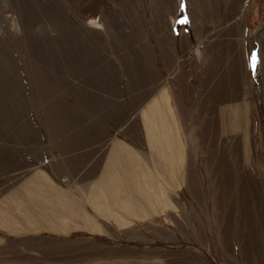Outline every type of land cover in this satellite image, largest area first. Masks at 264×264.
Instances as JSON below:
<instances>
[{
  "label": "rangeland",
  "instance_id": "rangeland-1",
  "mask_svg": "<svg viewBox=\"0 0 264 264\" xmlns=\"http://www.w3.org/2000/svg\"><path fill=\"white\" fill-rule=\"evenodd\" d=\"M192 1L197 7L203 4L199 0H0V206H6L9 195L12 199L14 193L19 194L18 203L10 204L9 201L6 212L2 214L0 210V218H5L6 223L4 226L0 219V264H264L261 240L264 226V91L260 92L264 87V0H243L230 17L224 11L220 15L216 13L217 7L212 4V16L208 17L205 9L200 8L198 13L203 15L200 13L198 21L193 19L197 16H194ZM224 3L227 9L232 5L223 0V8ZM179 13L186 14L183 20L187 21V31L178 23ZM232 27L233 34L228 30ZM223 31L227 35L224 36ZM221 37L236 41L234 47L239 46L237 50L244 67L240 75L236 69L232 70L230 77H235L236 86L231 91L226 71L233 65V59H226V67L223 62L211 68L210 73L203 72L205 57L213 55L209 53V44ZM95 53L109 54L110 58L111 130L125 131L126 140L132 142L133 132L138 137L137 131L141 129L142 152L147 161L143 158L141 165L148 170L155 172L156 164L152 162L153 155H150L145 138V110L155 99H165L166 95L165 101L171 100L174 107L182 108L183 115H178L177 126L184 147L189 151L190 162L186 164L188 168L178 171L187 175L184 182L177 177L179 184L172 182L167 188L175 206L163 213L144 207L142 215L148 216L132 218L125 227L113 218L98 216L93 210L90 194L94 185L60 186L47 177L56 191L60 189L56 195L69 200L73 207L79 206L74 212L81 216L72 218L67 214L68 220L62 223L75 222L82 227L73 224L50 228L44 226L48 224L41 225L42 219L38 218L43 212H53L58 203L54 194L46 190L51 187L44 185L41 187L46 188L40 190L54 201H43L37 199L38 195H31L25 184L37 172L28 176V170L18 169L23 163L15 160L16 150L13 153L12 146L8 148L2 144L4 141L12 144L11 137L16 131L53 130L61 114L62 105H57V101L62 92L70 94L67 97L70 103L86 100L85 106L78 105L83 115L101 114L102 108L105 109V96H101L105 83L101 84V65H95V71L91 69ZM253 55L260 58L255 71L251 67ZM87 77L92 80L86 81ZM187 91H191L190 96ZM192 99L198 100L200 106H191ZM237 102L241 103L243 124L249 121L247 136L255 149L251 157L255 159L256 180L263 193V201L260 196L261 202L252 205L253 208L246 207L247 210L244 206L243 212L241 174L234 157L236 136L230 130L227 116V107ZM75 119L76 116L71 118ZM208 120L215 130L206 127ZM207 129L211 141L219 136L224 140L227 158L235 172V208L225 210L224 214L218 210L222 190L218 184L224 181L218 179V175L223 171L218 169L221 167L219 151L213 153L211 143L205 144L203 131ZM10 132L11 136L6 138V133ZM243 132L245 136V126ZM223 140L216 142L217 147ZM20 151L25 152V148L19 147ZM120 164L124 174L110 177L117 185L114 195L127 197L128 193L138 197L137 189L135 192V187L130 185V169L125 170L130 165L122 168ZM160 164L166 166L165 161ZM160 170L165 176L170 172L165 168ZM123 175L127 176L123 178ZM166 179L169 181L167 176ZM108 204L113 207L111 202ZM262 208L263 217H260ZM38 209L40 214L36 212ZM20 211L21 214L34 211L32 215L38 220L36 228L31 225L34 230L18 223L23 222L17 217ZM87 213L93 215L99 226L95 232L84 222L88 221L83 216Z\"/></svg>",
  "mask_w": 264,
  "mask_h": 264
},
{
  "label": "bare ground",
  "instance_id": "bare-ground-1",
  "mask_svg": "<svg viewBox=\"0 0 264 264\" xmlns=\"http://www.w3.org/2000/svg\"><path fill=\"white\" fill-rule=\"evenodd\" d=\"M199 1H201V3H203V4H201V6L198 5V7H197V5H195V2L192 1L193 2L192 6L194 7V11L196 13L195 14L196 16H198V12L201 8L203 10L205 9L204 13L206 11L208 17H211L212 16V4H213V6L215 5L217 7V8H215L216 13H219V15H220V12L224 11V13L227 12V16L230 17V13L233 11V9L238 8V4L241 3L243 0H233V1L226 0V2L228 4H232L229 9H227V7H225V3H224V8H223V4H222L223 0H214L213 3H211L212 1H210V0H199ZM200 13L202 14V12H200ZM235 19H236V17H235ZM233 28L234 27L229 28L228 30L233 31ZM238 30L239 29H237V31ZM225 32H224V36L227 35V34H225ZM233 33H235V31H233L232 34ZM219 39H213L212 41H214V40L215 41L214 42L211 41L212 43L210 42L211 44H209V46H208V50L210 51L209 53L211 54V52H212L214 56L209 55V56L205 57L204 62H205L206 70L204 68V71L207 73L208 72L210 73V71L213 68H216L217 66L222 65L223 62H225L224 67H226V59L227 60L233 59L232 60L233 65L228 69L229 72L226 71L227 75L230 77L232 74V70L234 71V69H236L240 75V72H242V69H244V67L241 64V60H240V56H239L240 53L237 50V48L239 46H237V48L234 47L236 41L235 42H233V40L227 41L226 38H222L220 40ZM216 41H218V42H216ZM211 46H212V50H210ZM262 50H263L262 53H264V38H263V42H262ZM234 55H236V57H234ZM262 61H263V59H262ZM234 78L235 77H233L232 79H231V77H230V79L228 78V88H229L228 90H230V91L233 89V87L236 86V81H234ZM240 83H241L240 85L242 86L243 80L241 81V79H240ZM241 93H242V90L240 91V95H241ZM164 95H166V94H164ZM166 96H165V99H166ZM165 99H157V100L153 101L152 105L149 106L145 110L146 111L145 114H143V115H145L143 118H144V123L146 125V130H147L146 134L148 137L149 148L153 152L156 153L155 156L153 155V158H154L153 163L156 164L155 172L154 171L152 172V171L148 170V168L146 166L139 164V162L135 159V156L132 154L133 151H130V152H132L131 154L129 153V155H126V157L129 159L130 167H127L125 170L127 171V169H130L128 171L129 176L132 177L130 185L135 187V190H134L135 192L137 189L138 197H134V194L130 195L128 193L125 195L127 197H124V196L123 197H116L114 195V193H116L115 191H117V185L115 184L116 182H113V179H110V177L111 176L113 177V175H115V177L118 178V177H120V175H122L124 173L121 171V169L117 170V168H113L114 165H112V164H111V170H110L111 174L109 175V173H108L107 180L105 181L104 179H101L100 181H98V183H95L93 189L91 188L92 190H91V194H90V203H91V206L93 207V210L97 212L98 216L109 217V218L115 219L116 222L119 225H121L122 227H125L124 225H128L129 223H131L130 220L132 218L147 215L145 213H143V215H142L144 207H150L151 209H154L155 211L161 210V212L163 213V211H166L167 208L169 209L170 206H175L172 203L171 196L167 192V188L169 186H171L172 182H174V184H179V182L177 181V179H178L177 177L181 173H179L178 169H180V171H181V169L184 166L183 162H185V160H184V158H185V154H184L185 147H184V143H183L182 138H181L182 135H181V133L178 132L177 123H175L173 121L172 117L168 118V116H166L164 113L161 112V107L163 105H166L169 102L168 100L165 101ZM227 111H228L227 116L229 117L228 120L230 122V126H229L230 130L236 136L234 138V140L236 141L235 142V148H234V157H235L236 162L238 163V166L240 168L239 169L240 174H241V194H242L241 195L242 196V201H241V205H242L241 209L242 210L241 211L243 212L246 209V207L253 208L252 205L255 206L256 203L261 202V201H259L260 196H261L262 201H263V193L261 192L259 183L256 180L258 175L255 172L256 171L255 170V159L251 157L252 155L255 154V149H254L253 142H251V139L249 138V136H247L248 135V133H247L248 129L247 128L249 126V121L247 124H243V122H242L241 103L237 102V104L235 106L229 105L227 107ZM244 126L246 127V132H245L246 135L245 136H243L244 135V132H243ZM206 127L210 131L215 130V128H214L215 126L212 127V123L209 120L207 121ZM208 129L206 131H203V138L205 141H207L205 144H207L209 142L211 143L210 146L212 147L213 153H215L216 151H219L220 157H218V158L221 161L220 162L221 167L220 168L217 167V168L219 170L221 169L223 171V173L220 171V173H219L220 175L217 174L219 176V178L217 177L218 179L224 180V181H222V183L220 182V184H218V187L221 188L222 190L220 189L221 191H220L219 201H218L219 208L218 207L217 208L222 214H224V213H226L225 210L228 211L229 209L232 210V207L235 208V203H236L234 201L235 200V188H234L235 172H234L232 163L230 162V159L228 160V158H227V155H228V154H226L227 145L225 146L224 140L222 139L221 136H219L218 138L213 137V140L211 141L210 136L208 135V132H209ZM218 140H223L222 142L220 141L221 144L218 142L220 145L219 147H217V145H216V142ZM205 148H207V147L205 146ZM139 153H141V152H139ZM221 157L224 159H221ZM135 161L138 163H135ZM162 161H165V165L167 167L162 166L160 164V162H162ZM217 161H218V159H217ZM170 165H171V168H169ZM122 168H124V167H122ZM162 168L170 170V172L166 173L167 174L166 176H167L169 181H167V179H166V176L164 174L165 172L164 173L161 172L160 169H162ZM139 172H140V174H139ZM225 172H227L228 176L225 175L226 174ZM126 176L127 175H123V178H125ZM47 177L48 176L46 174H44L42 172H37L34 176L32 175V178L30 180L28 179V182L26 181L27 183L25 182L26 183L25 185L29 186L28 191H31V195L35 194V195H38L40 197L37 199H41L43 201H54V199L46 197L45 196L46 194L42 193V191L40 190L41 188L43 190L46 188V187L43 188L41 186L47 185V187H51V188H48L46 190L49 191L52 195L54 194L53 196L55 197V200L58 201V203L55 204V209H52V210H54L53 212H51V211L50 212L48 211L49 213L48 212H46V213L41 212L43 215L41 217L39 216L40 218H38V219H42V221H41L42 224L41 223L40 224L41 225L48 224V225H44V226H48L50 228H55V229L57 228V226H59V227H63V226L70 227V225L75 224V222H73V223L67 222L65 224H63L62 222H65L66 220H68L67 214H69V216L72 218H74L76 216H81V215L74 212L76 210L77 206L74 205V203H73V205L75 207L71 206L72 204H70L71 202L69 200H66V199H63L62 197H59V194L56 195L57 192L60 191V189H59V191H56V189L54 188L55 186L52 184V182H49L47 180ZM120 179L122 180V178H120ZM193 180H195V179H193ZM194 182H196V181H194ZM257 183L259 186V190L256 186ZM122 184H123V182L121 183V185ZM229 184H230V188H228ZM193 185H195V184H193ZM22 186H24V185H22ZM31 187H35V189L31 188ZM191 192H192V190H191ZM111 195H113L114 197H110ZM13 196H12L13 197L12 199H10L11 195H9L7 197L8 202H7L6 206L9 205V201H10V204H13L14 203L13 201H16L18 199L17 196L19 197V194L17 195L16 193H14ZM21 197H23V196H21ZM64 197H65V195H64ZM23 198H25V195ZM261 198H260V200H261ZM38 201H37V203H38L37 205H39V202H40V201L39 202ZM141 201H144L145 205L147 204V206H143ZM18 202L16 201V203H18ZM108 202H111L113 204V207L110 206L108 204ZM75 203H76V201H75ZM43 205H44V203H43ZM6 206H2V207L0 206L1 207L0 210H3L2 214L4 212H6V211H4L6 209ZM24 206H26V205L24 204ZM51 206L53 207L52 204H51ZM114 206H116V207L114 208ZM244 206H245V209L243 208ZM29 207H28V209H29ZM78 208H79V206H78ZM82 208H84V207H82ZM36 209H37V207H36ZM118 209H121L120 212ZM24 210H26V209L24 208ZM39 210L40 209H38V211H36V210L35 211L39 213ZM250 211H252V210H250ZM262 211H263V208L261 209L260 212L258 211L260 214V217H263ZM21 212L22 211L19 212V215L17 217L19 218V220L21 219L23 222L22 223L18 222V223L23 224V225L25 224V226H28L29 228L31 225L34 226L36 223H38V220L35 221V219H36V217L34 216L35 214L32 215L34 213V211L32 212V214L25 213V212H23L21 214ZM154 213H156V212H154ZM249 213L251 214V212H249ZM252 213H253V211H252ZM83 216L85 218H87L88 221L85 220L84 222H87V226L90 228V230H92L94 232L97 231L96 229H98V228H96V226H98V225H97L96 221L94 220L95 218L92 217L93 215H90V214L88 215V213H87V214H84ZM243 216L244 215L242 213L241 217H243ZM9 218H10V216H9ZM32 218H34V219H32ZM2 220H3V222H1V224H3L5 226L6 225V223L4 222L5 218H2ZM79 222H81V221H79ZM14 223H16V222H14ZM253 223L254 222H252V225H254ZM79 224H81V223H79ZM15 225H17V223ZM75 225L81 227V225H78V224H75ZM263 225H264V223H263ZM33 226H31L32 227L31 229H33ZM241 226L243 228V224ZM34 227L36 228V226H34ZM132 228H134V227H132ZM254 228H255V226H254ZM31 229H30V231H32ZM136 229H138V228H136ZM252 229H253V226H252ZM224 233H225V231H224ZM224 233H222V234H224ZM225 235H223V237ZM230 235H228V236H230ZM230 238H231V236H230ZM261 240L264 244V226H263V233L261 235ZM263 248H264V246H263Z\"/></svg>",
  "mask_w": 264,
  "mask_h": 264
},
{
  "label": "crops",
  "instance_id": "crops-1",
  "mask_svg": "<svg viewBox=\"0 0 264 264\" xmlns=\"http://www.w3.org/2000/svg\"><path fill=\"white\" fill-rule=\"evenodd\" d=\"M199 14L200 13H198L197 17H193V19H196L198 21V19H200ZM183 15L186 14H178V23L183 20ZM188 20H190L189 23L192 22L190 16L188 17ZM233 24L234 23H231L230 25ZM181 27H183V29H186L188 25H186V23H181ZM185 31H187V29ZM94 55H96L93 59V62H95H92L90 64L91 69L95 71V65L96 67H98V64H100L102 72L101 84L105 83V87L102 86L101 93L102 98H104L105 96V109L104 107L102 108L101 114L97 113L96 115H92L90 117L83 115L85 113H83L84 111H78V105L81 103L80 105L85 106L86 100H82L80 103H70L67 99L70 94L67 92H62L58 96L59 101H57V105H62L60 107L61 114L58 115L60 116V118L53 130H31L28 132H25L24 130L20 132L16 131V133L13 134L14 137H11V139H13L11 141L12 144L9 145V142L7 141H4L5 143L2 144L4 146H7L8 148L12 146L13 153L16 150L15 160L19 162L21 161L23 163V166L21 164L18 169L28 170V176L34 174L35 171L43 172L48 176L49 179L53 180L56 185L88 186L95 185V183H98V181H100L101 179H106L109 173L108 171L111 170V164L114 165L113 168H117V170L120 169L119 162L123 164L122 167L130 164L129 159L126 157L127 154L132 153L130 151H133L132 154L135 156V159L139 162V164H142L143 158L146 161V157H144V155L146 154H143L144 152H142L143 147L141 129L139 130V132L137 131L138 137L135 134L136 132H133L132 142L126 140L125 131L111 130V121L109 116L110 97L108 80L110 58L109 54L103 55L101 53L100 55L98 53H95ZM203 72H205L204 67ZM90 80H92L91 77L86 78V81ZM202 83L204 86V80L202 81ZM29 86L30 84L28 83V87ZM104 88L106 89L105 93ZM194 89L195 88H193V90ZM261 89L262 90L260 92L264 91V87ZM187 92L188 96H190L189 94L191 91ZM174 98L175 95L173 96V99ZM190 104L191 106H200L199 101H196L194 99L191 100ZM151 105L152 103L149 106ZM181 109L182 108L177 106L174 107L173 101L169 100L166 105H163L161 107V112L166 116L171 115L173 121L178 125L177 121L180 120L178 119V115L180 113L181 115H183V110L181 111ZM192 112L194 113L193 109ZM74 116H76V119L75 121H72L71 118ZM6 134V138H9L12 132ZM145 138L148 141L147 134H145ZM19 147L25 148V152H19ZM18 152L19 154H21V157L18 155ZM149 152L150 155H156V153L153 152L150 148ZM197 153H200V151H197ZM184 154L185 165L183 166L181 171L185 170L186 167L188 168L186 164L188 165V163L190 162L189 151L185 149ZM151 159L149 162L152 161ZM138 162L135 161V163ZM186 175L187 174L185 172H181L178 177L183 179L184 182Z\"/></svg>",
  "mask_w": 264,
  "mask_h": 264
},
{
  "label": "snow or ice",
  "instance_id": "snow-or-ice-1",
  "mask_svg": "<svg viewBox=\"0 0 264 264\" xmlns=\"http://www.w3.org/2000/svg\"><path fill=\"white\" fill-rule=\"evenodd\" d=\"M180 23H187V21H180ZM260 63V58L257 55H253L251 58V67L253 71L256 70L257 65Z\"/></svg>",
  "mask_w": 264,
  "mask_h": 264
}]
</instances>
